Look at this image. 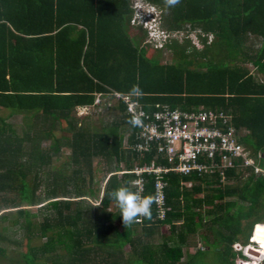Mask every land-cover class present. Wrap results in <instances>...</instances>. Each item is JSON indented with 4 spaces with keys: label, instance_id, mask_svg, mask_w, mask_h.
<instances>
[{
    "label": "trees",
    "instance_id": "16d2710c",
    "mask_svg": "<svg viewBox=\"0 0 264 264\" xmlns=\"http://www.w3.org/2000/svg\"><path fill=\"white\" fill-rule=\"evenodd\" d=\"M138 2L156 11L157 28L168 35L161 48L153 49L147 30L131 24L134 0H0V219L22 233L19 258L0 248V264H194L201 249L190 252L188 244L195 237L213 246L219 264L246 259L237 248L253 242L264 256V176L242 166L241 158L223 176L167 174L164 219L152 207L151 219L124 225L108 193L120 186L134 190L132 170L154 154L132 150L137 128L121 102L112 101L114 117L99 130L76 116L79 108L109 107L95 99L114 92L132 95L146 113L162 106L222 112L264 171V0H180L171 7L167 0ZM192 32L198 45L188 38ZM163 48L173 62L159 60ZM17 115L20 136L10 121ZM44 142L49 152L61 144L70 148L65 186L81 203L61 196L65 187L56 177L49 183ZM94 159L109 175L101 198L93 188ZM143 177L144 196H152L154 179ZM42 190L44 196L36 194ZM85 198L98 201L102 211L117 209L120 229L110 214L87 221L82 211L71 213ZM44 201L52 213L33 231L38 227L26 218V207ZM14 212L21 219L13 221ZM166 226L168 234L160 233ZM155 233L159 244L144 239ZM44 236V243L31 245Z\"/></svg>",
    "mask_w": 264,
    "mask_h": 264
},
{
    "label": "built area",
    "instance_id": "2783aa9c",
    "mask_svg": "<svg viewBox=\"0 0 264 264\" xmlns=\"http://www.w3.org/2000/svg\"><path fill=\"white\" fill-rule=\"evenodd\" d=\"M134 14L131 24L147 30V42L155 48H161L168 35L166 32L154 29L145 20L141 21L140 3L134 0ZM153 21L157 22L156 18ZM97 95L95 105L102 101ZM108 102H121L125 112L131 119L139 118L141 123L133 125L137 128V143L132 147L136 153H153V160L141 167H135L132 173L136 178L131 182L134 191L145 192L144 177H153V194L157 217L164 219L168 207L165 205V192L169 173L189 175L192 172L219 171L234 167V161L242 160V166L253 167L256 175L264 176V171L255 165L242 146L238 143L234 128L229 124V117L222 112H195L170 110L166 106L158 107L152 113H146L132 95L114 92ZM80 110L85 111V108ZM143 217H138L135 223H141ZM254 250V249H253ZM257 251V250H255ZM237 259L235 264H249L253 261L249 256ZM257 264V262H255ZM259 264V263H258Z\"/></svg>",
    "mask_w": 264,
    "mask_h": 264
},
{
    "label": "crops",
    "instance_id": "0c3cea01",
    "mask_svg": "<svg viewBox=\"0 0 264 264\" xmlns=\"http://www.w3.org/2000/svg\"><path fill=\"white\" fill-rule=\"evenodd\" d=\"M102 104L105 105V102H103ZM80 109L81 108H79V110ZM91 109L94 110V109H96V107H93ZM98 109H100V108L98 107ZM86 110L90 111V112L92 111V110H88V109H86ZM86 110H85L84 115H86V113H87ZM99 129L100 128H97V130H99ZM54 134L57 138L60 137V132H55ZM48 146H49V142H44L40 146L41 150H43V152H44V155L48 153L50 156V163L48 165L44 166V173L47 175L46 178L48 179L49 183H53V179H54V177H56L55 179L58 182L57 185H59L60 188L65 187V189H63V191H62L64 193V195H61V196L66 197V199L76 197V199H72V200H75V202H80L81 197H78V195H75L74 194L75 191L70 193V187H68L66 190V186H65L64 177L70 175L71 168H72L71 165L69 164V156H70L71 152H69L68 157H67L68 162H64V160H62V154H63V150H66V151L69 150L70 151V148L66 144H61V147L57 152H49ZM96 160L99 161V159H96ZM100 167L101 168L99 170L102 172L103 168H102L101 163H100ZM48 168L50 170L47 171L46 169H48ZM108 177H109V175L105 178L103 173H102L101 180L97 181L96 177H94V182H96V183L93 185V188L95 189V191L100 190V192L97 193V196L99 198H101V192L103 190V187H104L105 182L108 179ZM36 194H40V195L44 196V194H46V190L45 191L42 190V192H38ZM46 204H47V201H44L43 203H39L38 205L26 207V211H27L26 218H28V220L30 222H32L33 225L38 227V228L34 227L33 231L35 229L40 230L41 223H44L47 216H49L52 213V211H50V209L46 208ZM70 210H71V213H73V214L76 213L77 210L82 211L81 212L82 219H86L87 221L88 220L93 221L96 216H98L100 218H104L110 214V215H113V217H111V219H110V222H112L115 229L119 230L121 227L119 219L116 216L117 215V209L109 208V209H106L105 211H102L100 209V207L98 206V201H94L93 199L85 198V201H83V203L81 205H79V203H78V206H72ZM1 214H3V213H1ZM11 217L14 221V219H17L20 216L18 215V213L14 212L11 215ZM20 219H21V217H20ZM4 223H7V225L5 226ZM79 225L82 226L81 222L79 223ZM9 226H11L10 221H8L6 218L0 219V233L4 237V238H0V248L6 250L7 256H12L13 253H14V255L15 254L17 255L18 252H15L13 250L10 251V250H8V248H5L3 245L11 244V246H17L16 240H18L19 238L15 239V237H14L13 239L12 238L10 239L9 237H6L3 234V232L6 231L4 229L9 228ZM160 231H161L160 233L168 234V226H166L163 230H160ZM50 233H51V231H50V229H48L47 234H50ZM144 239L146 241L150 242L151 244H159L161 242L159 234H157V233H155L151 238H149V237L145 238L144 237ZM45 241H46L45 236L40 237L38 239L35 238L31 241V245L39 246L42 243H44ZM188 245H189V250H191V248L192 249L194 248V246L190 247L192 245V243L189 242ZM123 253H124V256H126V257L129 255L130 250L128 249L127 246L124 247Z\"/></svg>",
    "mask_w": 264,
    "mask_h": 264
},
{
    "label": "rangeland",
    "instance_id": "374dc122",
    "mask_svg": "<svg viewBox=\"0 0 264 264\" xmlns=\"http://www.w3.org/2000/svg\"><path fill=\"white\" fill-rule=\"evenodd\" d=\"M135 33L140 34L141 32L138 30H135ZM183 35H185V33L179 34L177 38L179 40H182ZM188 38H190V40L193 42V44L198 45L197 44L198 41H197L195 33H193V32L190 33L188 35ZM151 45H152L153 49H155L154 45L153 44H151ZM153 49L150 48L149 51L154 53ZM159 60L163 63L164 62H170V61L173 62L171 54L169 52H167L164 48L160 49ZM104 102L109 107H100V109H94V110L89 109V110H92L91 112L86 110V112H87L86 115H84L85 111L78 110L76 116L79 117L80 119H82L84 122H88L89 124L95 126L96 128H101L105 124L111 122V120L113 119L114 114H115L114 109L112 108V106L114 105V102H112V101L108 102L107 100H104ZM1 114L7 115V112L4 113L1 111ZM10 121L12 122L13 126L15 127L18 135L19 136L22 135V130H24L22 117L20 115L13 116ZM69 152H70L69 150H67V151L63 150L62 160H64V162H68L67 157H68ZM93 168H94L96 180L97 181L101 180L102 172L99 170L101 167H100L99 161L96 159H94V161H93ZM46 170L48 171L50 169L48 168ZM4 225L6 226L7 223H4ZM7 229L8 230L3 232V234L6 237H9L10 239L11 238L13 239L14 237H15V239H18V238L20 239V237L22 236L21 230L18 231L17 227L9 226V228H7ZM251 241H252V239H250V242ZM189 242L192 243V245L190 247L194 246L195 248L201 249L200 254L197 255V257L194 259V262H193L194 264H219L218 256H217V253H216L215 249L213 248V246H204V245L202 246L200 240L197 237L191 239ZM3 246L5 248H8V250H10V251H12V250L15 252H21L22 251L21 247L11 246V244H5ZM240 248H241V253L245 257L248 255L251 261H255L258 264L259 262L264 260V256H261L260 254L254 255V254L249 252V251H252L253 249H254V251L259 249L258 245L256 243L247 245L245 247L241 246V247L237 248V250H239ZM194 251H195L194 248L193 249L191 248L190 252H194ZM13 256H15V258L18 257L16 254L14 255V253L12 254V257ZM1 261H5V260H1ZM1 263H6V262H1Z\"/></svg>",
    "mask_w": 264,
    "mask_h": 264
},
{
    "label": "clouds",
    "instance_id": "9594fccd",
    "mask_svg": "<svg viewBox=\"0 0 264 264\" xmlns=\"http://www.w3.org/2000/svg\"><path fill=\"white\" fill-rule=\"evenodd\" d=\"M180 0H167V4L175 6ZM140 3V11L142 13L141 21H147L152 28L158 29V25L154 18L157 20V13L154 11L153 7L146 4ZM137 90L134 89L135 93ZM133 125H139L141 123L139 118H135L131 121ZM108 196L113 200L117 207L119 208V214L122 217L124 225H130L134 223L138 217H144L151 219L152 216V204L154 203V198L152 196H144L139 190H132L127 186H120L108 193ZM255 244V242H253ZM258 252V251H257Z\"/></svg>",
    "mask_w": 264,
    "mask_h": 264
},
{
    "label": "water",
    "instance_id": "95a60500",
    "mask_svg": "<svg viewBox=\"0 0 264 264\" xmlns=\"http://www.w3.org/2000/svg\"><path fill=\"white\" fill-rule=\"evenodd\" d=\"M249 252L252 253V254H254V255H258V252L257 251L252 250V251H249Z\"/></svg>",
    "mask_w": 264,
    "mask_h": 264
}]
</instances>
